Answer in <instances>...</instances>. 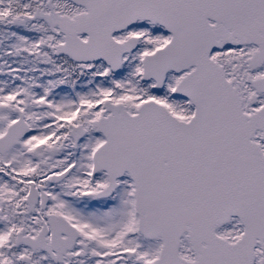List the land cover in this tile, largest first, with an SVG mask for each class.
Wrapping results in <instances>:
<instances>
[{
	"label": "snow or ice",
	"instance_id": "obj_1",
	"mask_svg": "<svg viewBox=\"0 0 264 264\" xmlns=\"http://www.w3.org/2000/svg\"><path fill=\"white\" fill-rule=\"evenodd\" d=\"M0 264H264V0H0Z\"/></svg>",
	"mask_w": 264,
	"mask_h": 264
}]
</instances>
